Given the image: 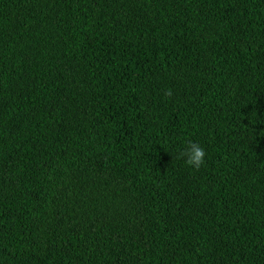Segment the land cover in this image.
I'll use <instances>...</instances> for the list:
<instances>
[{"label": "trees", "instance_id": "obj_1", "mask_svg": "<svg viewBox=\"0 0 264 264\" xmlns=\"http://www.w3.org/2000/svg\"><path fill=\"white\" fill-rule=\"evenodd\" d=\"M0 264H264V0H0Z\"/></svg>", "mask_w": 264, "mask_h": 264}, {"label": "clouds", "instance_id": "obj_2", "mask_svg": "<svg viewBox=\"0 0 264 264\" xmlns=\"http://www.w3.org/2000/svg\"><path fill=\"white\" fill-rule=\"evenodd\" d=\"M184 155L187 157V165L196 170H199L206 162V150L195 142L188 144Z\"/></svg>", "mask_w": 264, "mask_h": 264}]
</instances>
